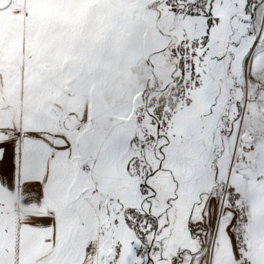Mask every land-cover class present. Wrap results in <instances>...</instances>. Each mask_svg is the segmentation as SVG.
Wrapping results in <instances>:
<instances>
[{
	"label": "snow or ice",
	"instance_id": "1",
	"mask_svg": "<svg viewBox=\"0 0 264 264\" xmlns=\"http://www.w3.org/2000/svg\"><path fill=\"white\" fill-rule=\"evenodd\" d=\"M0 264H264V0H0Z\"/></svg>",
	"mask_w": 264,
	"mask_h": 264
},
{
	"label": "rangeland",
	"instance_id": "2",
	"mask_svg": "<svg viewBox=\"0 0 264 264\" xmlns=\"http://www.w3.org/2000/svg\"><path fill=\"white\" fill-rule=\"evenodd\" d=\"M13 203H16L15 201H13Z\"/></svg>",
	"mask_w": 264,
	"mask_h": 264
}]
</instances>
